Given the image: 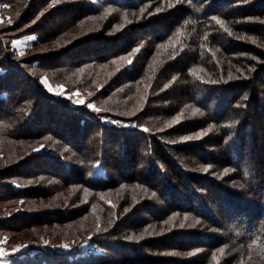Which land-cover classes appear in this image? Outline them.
<instances>
[{
  "label": "trees",
  "instance_id": "1",
  "mask_svg": "<svg viewBox=\"0 0 264 264\" xmlns=\"http://www.w3.org/2000/svg\"><path fill=\"white\" fill-rule=\"evenodd\" d=\"M0 4L34 35L0 40V230L49 235L12 264H264V0Z\"/></svg>",
  "mask_w": 264,
  "mask_h": 264
},
{
  "label": "rangeland",
  "instance_id": "2",
  "mask_svg": "<svg viewBox=\"0 0 264 264\" xmlns=\"http://www.w3.org/2000/svg\"><path fill=\"white\" fill-rule=\"evenodd\" d=\"M12 14H13V10L10 6H8L6 4H0V40H5L6 44L14 46L18 50H22L24 47H26L33 40L32 38L34 37V35L29 34L28 30H22V29H24L22 27L19 28L18 30L5 29L9 25L8 23L13 19ZM49 18H53V16H51ZM50 21L51 20L45 22V27H48L49 25H51ZM41 26H43V25H41ZM25 28H27V26ZM10 35H15L16 38H14L13 40H12V38L10 39L9 38ZM11 40H12V42H11ZM89 48H95V46L91 44L88 47H86V49H89ZM40 50H41V52H44V51L46 52L45 49L37 48L38 52H40ZM8 70L9 69L5 68L3 65L0 67V82L3 81V78H2L3 73L8 72ZM38 77L41 80L42 85H43L46 93H49L50 97H53L54 99H58V100L70 99L69 96H71L72 94L69 92H65L64 88L61 85L49 83L47 78H45L44 76H41L40 74L38 75ZM5 89H6L5 91L10 92V97H15V99H16V97L19 96L15 92H11L7 88H5ZM9 92H8V94H9ZM1 94H2V91L0 92V95ZM83 99H84L83 97H77V100H73V101H75V103H80V101ZM83 101H85V100H83ZM4 103H5V100H2V106L4 105ZM50 107H49V109L45 110V112L47 111L49 113L50 112L54 113L56 110L53 108L50 109ZM107 122L110 124L116 123L115 120L110 119V118L107 119ZM124 125H126V124H124ZM247 134H248V131H245L244 135L246 137L248 136ZM97 168H98V166L96 167V169ZM96 172H100L99 169H97ZM16 210H20V208L16 209L12 206L2 207L0 209V218L5 217V216L9 215V213H11V211H16ZM22 234H24V235H20V236L17 235V237L13 238V236L11 237V235H12L11 232L5 233L4 231L0 230V264H12L13 261L16 259H24L27 255V253H29L28 248H27L28 246H30L34 242H39V241L40 242L43 241V243H45L47 237L49 236V235H46V233L45 234L43 233L44 235H40V233L37 232L35 237L30 238L29 235L27 234V231H24V233H22ZM24 246H27V247H24ZM61 246H59V248H58L59 251H65L66 247H61ZM17 248H19L20 250L19 251H13L14 249H17ZM26 248H27V250H26ZM78 250L81 253H85V252H89V251H96V250H94V244L90 243V242H86V243L81 244L79 246ZM3 253H7L8 255H3ZM30 253H33V249L30 250Z\"/></svg>",
  "mask_w": 264,
  "mask_h": 264
},
{
  "label": "snow or ice",
  "instance_id": "3",
  "mask_svg": "<svg viewBox=\"0 0 264 264\" xmlns=\"http://www.w3.org/2000/svg\"><path fill=\"white\" fill-rule=\"evenodd\" d=\"M217 23H220L222 26H223V22L222 21H219V20H217ZM32 39H34V37L32 38ZM46 82V81H45ZM76 95H79L78 93H76ZM80 103L81 104H83L84 103V101L83 100H81L80 101ZM88 107H90V108H92L93 107V105H91V104H88L87 105ZM96 110H98V109H96ZM194 111H198V110H194ZM24 247H27V246H24ZM61 247H67V245H62ZM20 249L19 248H17V249H14L13 251H19ZM221 251V253H223V249H221L220 250ZM3 255H8L7 253H3Z\"/></svg>",
  "mask_w": 264,
  "mask_h": 264
}]
</instances>
